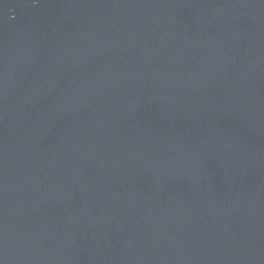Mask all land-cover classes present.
Here are the masks:
<instances>
[{"label":"water","instance_id":"water-1","mask_svg":"<svg viewBox=\"0 0 264 264\" xmlns=\"http://www.w3.org/2000/svg\"><path fill=\"white\" fill-rule=\"evenodd\" d=\"M0 264H264V0H0Z\"/></svg>","mask_w":264,"mask_h":264}]
</instances>
